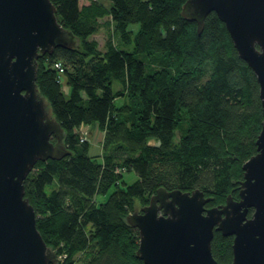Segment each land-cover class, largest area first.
Instances as JSON below:
<instances>
[{"label":"trees","instance_id":"1","mask_svg":"<svg viewBox=\"0 0 264 264\" xmlns=\"http://www.w3.org/2000/svg\"><path fill=\"white\" fill-rule=\"evenodd\" d=\"M51 1L77 44L40 55L37 84L70 155L38 162L25 197L58 264H145L139 231L126 220L135 201L149 204L161 188L198 189L207 208L239 200L262 130L259 83L215 13L202 34L181 16L187 0ZM106 18L118 44L110 35L101 50L91 38ZM86 126L105 133L103 160L80 136ZM233 241L214 232L218 264H232Z\"/></svg>","mask_w":264,"mask_h":264},{"label":"water","instance_id":"2","mask_svg":"<svg viewBox=\"0 0 264 264\" xmlns=\"http://www.w3.org/2000/svg\"><path fill=\"white\" fill-rule=\"evenodd\" d=\"M215 13L239 57L255 74L263 110L257 154L243 166L239 200L207 208L200 190L158 189L126 218L139 231L145 264H218L214 232L233 237L232 264H264V0H187L181 16L202 34ZM76 37L58 20L51 0H0V264H58L37 228L25 181L38 162L70 155L64 130L38 87V59ZM250 210L253 214L249 217Z\"/></svg>","mask_w":264,"mask_h":264},{"label":"rangeland","instance_id":"3","mask_svg":"<svg viewBox=\"0 0 264 264\" xmlns=\"http://www.w3.org/2000/svg\"><path fill=\"white\" fill-rule=\"evenodd\" d=\"M99 1L100 3L109 4V0H96ZM90 3V0H83L81 2V5H88ZM109 20L103 19L101 20V26L99 31L96 33V35H94L91 39H94L95 41H97V43L99 44V48L101 50L105 49V45L110 37V35L112 36V41L116 44H118L117 42V38L114 36V32H113V28L110 26H107L105 23L108 22ZM131 30L137 32V30L139 29V25H134L130 27ZM120 88V84L115 83L114 84V89L118 90ZM64 92L66 97L68 98L70 95L69 92V88L64 87ZM80 136L82 137V139L85 142H88L90 145V154L91 156H95L98 157L100 160H103V156H104V144H105V133L103 131H101L99 128H95L94 126L92 127H83L80 130ZM137 177L134 173L128 174L127 175V180L129 183H132L134 181H136ZM104 201V200H103ZM148 204H142V202L140 200L135 201L134 204V209H138L141 210L142 207L147 206ZM133 211L131 213H133ZM82 257L79 256L77 262L82 263Z\"/></svg>","mask_w":264,"mask_h":264},{"label":"built area","instance_id":"4","mask_svg":"<svg viewBox=\"0 0 264 264\" xmlns=\"http://www.w3.org/2000/svg\"><path fill=\"white\" fill-rule=\"evenodd\" d=\"M55 68H56L59 72H62V71H63L62 66H61L60 63L55 64Z\"/></svg>","mask_w":264,"mask_h":264},{"label":"crops","instance_id":"5","mask_svg":"<svg viewBox=\"0 0 264 264\" xmlns=\"http://www.w3.org/2000/svg\"><path fill=\"white\" fill-rule=\"evenodd\" d=\"M86 127H92V126H86ZM95 128H98L97 126H94Z\"/></svg>","mask_w":264,"mask_h":264}]
</instances>
